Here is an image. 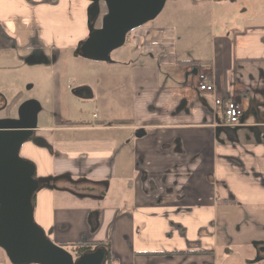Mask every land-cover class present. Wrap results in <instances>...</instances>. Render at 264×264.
Masks as SVG:
<instances>
[{
	"label": "crops",
	"instance_id": "0c3cea01",
	"mask_svg": "<svg viewBox=\"0 0 264 264\" xmlns=\"http://www.w3.org/2000/svg\"><path fill=\"white\" fill-rule=\"evenodd\" d=\"M200 2L175 0L126 35L127 47L112 52L127 51L110 54L93 84L72 88L93 109L89 120L52 110L51 124L22 146L37 176L108 183L101 199L36 193L35 221L58 245L107 243L106 264H264L223 236L244 226L247 244L264 240L243 222L264 218V7ZM89 5L0 0V53L53 63L58 77L61 53L88 35ZM201 72L213 91L197 89ZM230 100L243 111L235 126L224 124ZM0 264H10L1 248Z\"/></svg>",
	"mask_w": 264,
	"mask_h": 264
},
{
	"label": "water",
	"instance_id": "95a60500",
	"mask_svg": "<svg viewBox=\"0 0 264 264\" xmlns=\"http://www.w3.org/2000/svg\"><path fill=\"white\" fill-rule=\"evenodd\" d=\"M88 1V35L77 45L75 53L100 62H109L111 52L124 44L126 35L153 20L166 2ZM75 94L82 96V89H77ZM5 107L6 99L0 94V110ZM40 109L36 100L28 99L17 107L16 116L0 117V248L10 264H106L110 252L107 243H99L74 256L53 242L35 221L34 199L41 189L64 191L77 197L90 194L101 199L108 188L107 181L72 179L68 174L37 176L36 164L22 156L21 149L36 139ZM84 183L92 186L84 187ZM252 246L255 251L252 262L264 260V240L253 241Z\"/></svg>",
	"mask_w": 264,
	"mask_h": 264
},
{
	"label": "rangeland",
	"instance_id": "374dc122",
	"mask_svg": "<svg viewBox=\"0 0 264 264\" xmlns=\"http://www.w3.org/2000/svg\"><path fill=\"white\" fill-rule=\"evenodd\" d=\"M174 1L175 0H166L161 12L155 17L156 21L168 14L169 9L174 5ZM200 1V3H209V0ZM225 1L230 2V0ZM247 1L264 7V0ZM193 2L194 0H179V3L185 4L186 7L188 6L187 9H189ZM215 4L217 3L215 2ZM205 32L206 30L203 29L202 33L204 34ZM127 45L128 44L124 43L123 47H127ZM126 51V48H124L119 52H112L111 55L114 57L116 53L123 54ZM57 61V65L60 68L58 77H56V74L52 73L50 69L53 63L50 65L31 64L26 62L23 57H19L16 54L12 55L8 52L0 53V94L4 96L7 103L6 107L0 110V117L5 115L14 116V112L23 101L34 99L40 104L41 108L37 116V128L51 124L53 118L52 110H58L63 119L70 117L75 120H89L93 109L83 107L77 95H72V88L83 82L93 84L95 81L96 69L105 67L104 65L107 62L83 58L77 55L75 51L61 53ZM53 77L56 79H53ZM13 101L17 102L13 105L14 108L11 106ZM7 108H10L8 112ZM246 221L248 225L251 226L249 229L252 235L264 236V228L260 230L256 227L257 224L264 223V218H255L253 220L243 218L245 224ZM239 230L241 232L240 234H233L232 232L223 234L228 241H232L233 243L236 242V245H230L232 250L235 249V247L238 249L241 248L243 252L246 251V249H253L252 241L248 244L247 241H245L248 235L242 234L244 230H246L244 226H240ZM62 247L74 255V251H72L69 246L65 245Z\"/></svg>",
	"mask_w": 264,
	"mask_h": 264
},
{
	"label": "built area",
	"instance_id": "2783aa9c",
	"mask_svg": "<svg viewBox=\"0 0 264 264\" xmlns=\"http://www.w3.org/2000/svg\"><path fill=\"white\" fill-rule=\"evenodd\" d=\"M196 87L199 91L205 92H211L214 89L213 83L205 72H201L197 75ZM242 116L243 111L237 102L233 100L226 102L224 107V124L226 126L237 125Z\"/></svg>",
	"mask_w": 264,
	"mask_h": 264
},
{
	"label": "trees",
	"instance_id": "16d2710c",
	"mask_svg": "<svg viewBox=\"0 0 264 264\" xmlns=\"http://www.w3.org/2000/svg\"><path fill=\"white\" fill-rule=\"evenodd\" d=\"M18 96V95H17ZM16 96V97H17ZM10 110V108H7V112ZM98 243H95V242H91V241H86V240H80V241H77L75 243H72L70 245H67V244H59L60 246H69L70 249L72 251H74V256H77L79 255L80 253H82L83 251L89 249V248H92L94 247L95 245H97ZM109 261V258L108 260Z\"/></svg>",
	"mask_w": 264,
	"mask_h": 264
},
{
	"label": "flooded vegetation",
	"instance_id": "af4514ba",
	"mask_svg": "<svg viewBox=\"0 0 264 264\" xmlns=\"http://www.w3.org/2000/svg\"><path fill=\"white\" fill-rule=\"evenodd\" d=\"M74 93H75V91H74ZM14 116H16V114ZM4 117H9V116L8 115H5Z\"/></svg>",
	"mask_w": 264,
	"mask_h": 264
}]
</instances>
